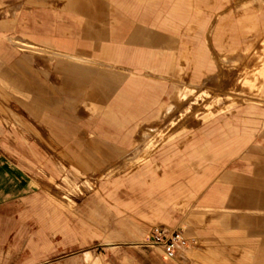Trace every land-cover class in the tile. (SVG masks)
<instances>
[{
	"label": "crops",
	"instance_id": "crops-1",
	"mask_svg": "<svg viewBox=\"0 0 264 264\" xmlns=\"http://www.w3.org/2000/svg\"><path fill=\"white\" fill-rule=\"evenodd\" d=\"M230 1L0 0V92L8 89L7 76L13 74L16 124L20 119L34 133L23 134L16 125L15 138L42 136L64 143L84 140L83 144L87 141L96 148L105 145L108 151L92 152L97 167L110 155L124 156L130 151L132 155L124 157L129 163L141 160L153 138L144 132L142 148H136L139 130L170 113L178 102L192 96L203 76L215 72L213 60H207L203 34L210 32L220 59L232 66L245 57L253 60L252 54L261 50L264 0L226 12ZM212 17L215 22L211 24ZM257 42L261 47L255 50ZM261 86L260 96L244 93V107L235 100L218 108L213 107L218 100L211 102L204 128L195 125L197 134L192 132L180 141L175 151L165 152L159 162L146 160L117 183L124 184L126 205L136 215L164 223L172 218L173 230L179 228V213L174 211H183L190 197L210 184L202 200L208 217L202 220L192 213L187 221L209 224L220 217L216 231L202 237L206 250L221 264H232L237 258L258 264L264 256V198L248 201L253 205L248 208H227L231 202L228 180L236 172L220 166L241 158L260 172L264 161L247 157L243 151L252 144L264 116L260 109L264 83ZM2 137L6 138L0 133V141ZM29 149L38 155L33 146ZM177 154L182 157L175 160ZM1 155H6L4 146H0ZM23 176L17 160L0 161L4 202L23 197L29 186ZM22 215L21 211L0 213V219L14 220L5 223L6 234L22 225ZM51 223L67 227L54 211ZM232 236L238 240L227 239ZM7 249L0 246V250ZM248 249L255 251L252 258L245 255ZM189 254L180 250L169 261L185 264ZM17 257L12 254L0 264H20ZM146 259V264H152L151 258Z\"/></svg>",
	"mask_w": 264,
	"mask_h": 264
},
{
	"label": "rangeland",
	"instance_id": "rangeland-1",
	"mask_svg": "<svg viewBox=\"0 0 264 264\" xmlns=\"http://www.w3.org/2000/svg\"><path fill=\"white\" fill-rule=\"evenodd\" d=\"M250 1L254 0H231L225 11H233ZM214 22L215 18L212 17L211 24ZM203 36L208 47L206 54L210 56L207 60H213L215 72L211 76H203L200 84L193 87L192 96L178 102L170 113L139 130L136 148H142L144 132H148L153 139L143 158L133 163L124 158L132 155L130 151L124 156L110 155L103 165L93 166L92 152L109 149L105 145L97 148L90 146L87 141L83 144L84 140L80 142L74 139L64 143L62 139L42 136L16 139V125L23 134L31 136L34 133L20 119L16 124L15 92L11 89L14 76L8 74V89L0 92V133L6 137L0 141V146L6 150V155H1L0 161L15 163L17 160L22 165L23 178L29 186L16 202L6 203L0 197V213L5 210L23 213L22 225L12 229V234L5 233V223L14 220L0 219V246H8L6 251L0 250L1 261L15 254L20 264H146V257L151 258L152 264H163L161 260L166 259L160 248L143 246L151 243L149 237L153 226L163 225L173 230L175 220L171 218L166 223L160 219L146 221L136 215L126 205L124 184L117 185L118 181L128 178L146 160L159 162L165 152L175 151L180 141L197 134L198 129L195 130L194 126L198 125L199 130L205 127L203 118L211 102L218 100L219 103L213 106L218 108L235 100L244 107V93L248 97L260 96L264 83V42L262 47L261 42L255 43V50L260 47L261 50L252 51L254 61L245 57L239 65L232 66L220 59L210 32ZM243 66L248 67L243 69ZM260 109L263 110L264 105L261 104ZM20 111L19 108V115ZM259 120L258 132L243 155L260 157L264 161V116ZM29 146H33L38 155H33ZM16 151L22 155H16ZM181 157L177 154L174 159ZM220 166L236 172L228 180L231 202L226 204L227 208H248L252 205L249 202L264 198V164L260 172L258 167L241 158ZM211 188L209 184L196 197H190L183 211H174L179 213L178 230L189 240L187 248L182 251L189 256V253L192 254L185 264H221L206 250L207 244L202 237L210 230L216 231L220 217L209 224L187 221L192 213L202 220L208 217L209 212L202 200ZM213 205L209 204L211 207ZM53 211L66 222V229L52 226ZM227 239L238 240L235 236ZM218 251L223 250L218 247ZM254 252V249H248L245 255L252 258ZM167 262L171 264V261ZM232 264L246 263L237 258L232 260ZM258 264H264V256Z\"/></svg>",
	"mask_w": 264,
	"mask_h": 264
},
{
	"label": "built area",
	"instance_id": "built-area-1",
	"mask_svg": "<svg viewBox=\"0 0 264 264\" xmlns=\"http://www.w3.org/2000/svg\"><path fill=\"white\" fill-rule=\"evenodd\" d=\"M150 244L146 246H157L166 260H173L180 250L187 248L188 239L181 230H170L163 225H155L150 230Z\"/></svg>",
	"mask_w": 264,
	"mask_h": 264
}]
</instances>
